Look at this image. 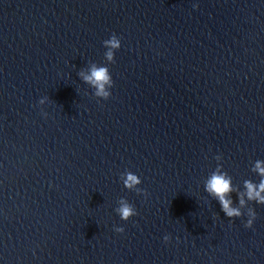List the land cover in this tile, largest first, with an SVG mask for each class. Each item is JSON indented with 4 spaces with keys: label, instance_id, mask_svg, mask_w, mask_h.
<instances>
[{
    "label": "clouds",
    "instance_id": "obj_1",
    "mask_svg": "<svg viewBox=\"0 0 264 264\" xmlns=\"http://www.w3.org/2000/svg\"><path fill=\"white\" fill-rule=\"evenodd\" d=\"M193 7H197V5H193ZM103 43L105 48H107V51L105 52V58L109 62L114 63L115 51L120 49L121 47L120 39L115 34H113ZM79 75L86 83L92 85L95 88V95L97 97H100L103 100H107L110 97L111 93L109 89L113 87L114 82L107 67L97 66L93 64L88 74L80 72ZM40 103H43V100H41ZM216 158L220 159L219 156ZM253 171L257 172L261 177H264V161L257 160ZM122 179L125 188L129 190L136 189L139 194L147 197L148 193L145 190L137 188V186L142 182L138 175L134 174L131 171H127L123 173ZM244 186L246 188V193H244L243 195H246L248 200H254L257 204L264 205V179H261L258 185L246 180L244 182ZM205 190L219 201L222 211L227 217H241L242 213L239 208L231 207L232 202L228 198L229 193L232 191L231 178L228 177L225 173H221L218 171L213 172V174L206 182ZM243 195L240 199L241 206L244 205ZM116 212L124 221H128L130 218L137 215L134 206L127 202V200L125 199H121L120 206L116 209ZM255 219L256 212L250 209L248 212V219L245 223V227L251 228ZM114 231L117 233H123L124 228L115 227ZM163 239L165 242H168L170 237L166 235Z\"/></svg>",
    "mask_w": 264,
    "mask_h": 264
}]
</instances>
